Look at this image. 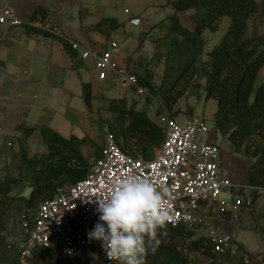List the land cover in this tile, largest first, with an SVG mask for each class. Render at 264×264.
Segmentation results:
<instances>
[{
  "label": "trees",
  "instance_id": "trees-1",
  "mask_svg": "<svg viewBox=\"0 0 264 264\" xmlns=\"http://www.w3.org/2000/svg\"><path fill=\"white\" fill-rule=\"evenodd\" d=\"M169 3L174 14L159 26L166 33L154 40V54L146 68L133 74L138 84L158 100L157 114L162 108L172 110L190 92L199 98L201 90L206 100H215V129L230 142L236 153L254 159L247 183L252 188L253 202L259 191L264 190V80H260L264 69V33L250 35L248 29L250 19L260 14L264 6L257 0H170ZM187 11H193V31L185 28L178 17V13ZM37 14L46 18L41 9ZM224 17L229 19L227 30L203 60L204 33L217 32ZM120 27L115 19L106 18L92 29L109 35ZM27 31L52 38L73 55L67 41L51 29L27 26ZM140 48L141 41L138 50ZM160 63L164 65V72L161 85L157 87L153 76ZM202 79L204 85L200 84ZM83 96L92 114L93 96L88 83L83 85ZM101 100L111 116L92 121L97 129L96 141L87 136L66 138L55 130L40 128L46 152L30 156L21 149L17 155L18 175L0 179V264H21L24 246L9 237V226L14 222L32 223L41 203L88 175L93 165L84 155V148L94 151L95 160L103 156L98 139L102 126L107 127L121 151L133 158L152 159L155 149L164 142V128L150 118L145 109H138L135 100L105 97ZM146 100L149 103L152 99L146 97ZM18 130L30 136L37 128L20 126ZM22 182L28 184L29 195L13 196V188ZM167 233L155 253L149 251L145 264H253L250 256L245 258L248 254L240 246L235 253L230 250L218 253L209 235H198L196 226L168 224ZM94 252L95 249L86 250L78 264H110L103 258H93ZM53 255L52 248L36 247L28 264H61L53 260Z\"/></svg>",
  "mask_w": 264,
  "mask_h": 264
},
{
  "label": "crops",
  "instance_id": "crops-1",
  "mask_svg": "<svg viewBox=\"0 0 264 264\" xmlns=\"http://www.w3.org/2000/svg\"><path fill=\"white\" fill-rule=\"evenodd\" d=\"M169 1L0 0V8H12L25 22L21 26L0 25V179L6 175H18L17 155L21 149H25L30 156L46 152L40 128L55 130L66 138L71 135L87 136L96 141L97 129L92 121L111 116L102 97L135 100L138 109H145V105L150 104L142 97L137 98L134 90L124 86L114 74L100 80L95 58L82 59L80 51L101 54L115 42L118 47L112 50L114 59L126 65L132 73L142 72L154 54V40L166 33L159 26L174 14ZM38 9L44 12L46 18L37 14ZM192 14L193 11L178 13L180 23L190 31L195 29ZM106 18L115 19L121 27L110 31L109 35L92 29ZM27 26L51 29L69 45L77 43L80 51L71 48L72 55L52 38L28 32ZM220 28L217 32L205 31L203 60L227 30L220 32ZM140 41L141 48L138 50ZM163 72L164 65L160 63L153 76L157 87L161 85ZM85 83L90 84L92 90V114L84 103ZM200 84L204 85L205 80L202 79ZM140 103H144V107ZM216 108L215 100H206L200 90L199 98L194 92L188 94L172 111L180 123L198 116L211 125L209 134L202 136L203 142L218 147L222 175L233 183L245 186L235 192V197L251 198L252 188L247 183L254 159L236 153L230 142L215 129ZM20 126L37 130L26 136L18 130ZM26 191L30 193L31 190L27 183L22 182L13 188L11 194L27 197L29 193L26 194ZM229 196L232 198L231 194L225 193L222 198ZM263 229L264 190H260L251 206L241 211L236 224L231 222V214L220 215L217 204H214L205 230L207 233L230 232L234 243L248 254L245 258L250 256L253 264H264Z\"/></svg>",
  "mask_w": 264,
  "mask_h": 264
},
{
  "label": "built area",
  "instance_id": "built-area-1",
  "mask_svg": "<svg viewBox=\"0 0 264 264\" xmlns=\"http://www.w3.org/2000/svg\"><path fill=\"white\" fill-rule=\"evenodd\" d=\"M24 23L12 8H0V25L21 26ZM70 45L73 50L80 51L77 43ZM117 47V43L112 42L110 48L101 54H93L89 50L80 51V54L82 59L95 58L100 80L114 74L124 86L134 90L136 97L153 98L146 88L138 84L128 67L114 59L112 50ZM158 119L165 130V139L150 160L133 158L121 151L105 126L103 156L91 160L93 166L88 175L41 203L32 223L25 221L21 224L24 235L21 264H28V258L36 247L52 248L53 260L61 264H78L85 251L92 249H95L93 258L108 261L100 242L90 241L87 233L98 222L97 198L104 196L128 173L148 178L169 190V207L175 217L172 225L206 226L214 204H217L220 215L229 213L233 224L239 222L241 211L250 207L252 201L249 197H235V192L245 186L222 175L218 147L203 142L202 136L211 130L207 122L194 116L180 123L174 112L166 108H162ZM225 193L232 195L230 202L222 198ZM208 235L216 244L218 253L237 252L230 232L213 231ZM108 262L118 264L116 261Z\"/></svg>",
  "mask_w": 264,
  "mask_h": 264
},
{
  "label": "clouds",
  "instance_id": "clouds-1",
  "mask_svg": "<svg viewBox=\"0 0 264 264\" xmlns=\"http://www.w3.org/2000/svg\"><path fill=\"white\" fill-rule=\"evenodd\" d=\"M168 197L166 187L128 173L97 198L98 222L88 239L100 242L108 261L145 264L167 236L168 224H175Z\"/></svg>",
  "mask_w": 264,
  "mask_h": 264
},
{
  "label": "rangeland",
  "instance_id": "rangeland-1",
  "mask_svg": "<svg viewBox=\"0 0 264 264\" xmlns=\"http://www.w3.org/2000/svg\"><path fill=\"white\" fill-rule=\"evenodd\" d=\"M257 1L259 3H261L262 6H264V0H257ZM228 24H229V19L227 17H224L222 19V22H221V28H220L221 31L220 32H222L223 29H226ZM248 33L250 35L251 34L261 35L264 33V7H262V11H260V14L255 15L250 19ZM260 80L261 81L264 80V69L261 72ZM189 94H191V92ZM137 98H139V97H137ZM151 99H152L151 100L152 102H150V104H148V105H145V107H144V103H140V104H141V107H144L146 109L150 118L155 119V120L157 119L156 121L159 123V119L157 118V116H159V114H157V113H158L160 104L156 98L153 97ZM144 100H146V97L143 98V101ZM137 106H138V103H137ZM207 124L210 126V129H211V125L208 122H207ZM104 129H105V126H102L100 131H99V134H98L99 144L100 145L102 144V147H103L102 152H104V136H105V130ZM83 153L85 156L88 157L90 162L92 159H94V155H93L94 151L91 148H89V147L84 148ZM25 193L28 194L29 191H26ZM225 199H226V201L230 202V200L232 198H231V196H229V197H226ZM205 229H206V226H198V235H208V233ZM8 234L12 240L19 242V243H23L24 235L22 233L21 223H15V222L12 223L9 226ZM195 258L201 260L200 257L196 256Z\"/></svg>",
  "mask_w": 264,
  "mask_h": 264
}]
</instances>
